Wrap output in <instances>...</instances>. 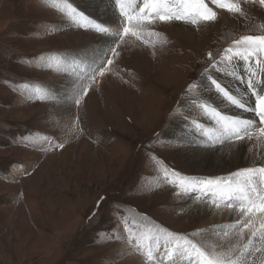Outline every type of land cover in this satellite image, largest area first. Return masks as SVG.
<instances>
[{
	"label": "rangeland",
	"instance_id": "1",
	"mask_svg": "<svg viewBox=\"0 0 264 264\" xmlns=\"http://www.w3.org/2000/svg\"><path fill=\"white\" fill-rule=\"evenodd\" d=\"M64 2L0 0V264H144L123 238L125 220L211 250L220 238L209 228L213 219L204 224L201 208H214L198 194L175 195L151 157L199 178L226 176L257 158L248 141L198 147L200 139L187 134L182 116L200 94L197 89L185 99L184 90L200 82L207 54L216 57L233 39L264 32V9L244 4L246 17L240 18L217 10L218 21L199 29L158 24L161 36L145 37L156 41L154 48L130 38L112 73L98 78L75 108L63 102L65 94L74 95V84L86 81L69 65L79 60L77 53L91 56L104 45L53 6ZM67 2L97 12L93 0ZM37 87L50 98L36 100ZM59 143L62 149L54 146ZM117 234L121 239L111 238Z\"/></svg>",
	"mask_w": 264,
	"mask_h": 264
},
{
	"label": "snow or ice",
	"instance_id": "2",
	"mask_svg": "<svg viewBox=\"0 0 264 264\" xmlns=\"http://www.w3.org/2000/svg\"><path fill=\"white\" fill-rule=\"evenodd\" d=\"M93 3L98 5L95 15L79 10L67 0L63 6L53 5L67 17L70 25L95 33L94 43L104 45L91 49V56L86 50L83 55L77 53L79 60L69 65L78 80L86 81L74 84V95L65 94L63 102L75 108L81 105L89 89L99 84L98 78L112 73L122 45L130 38L154 48L156 41L145 37L159 38L161 34L155 31L158 24L182 22L199 29L218 21L217 10L240 18L246 17L244 4L264 9V0H93ZM105 15L112 19H102ZM81 60L87 70L81 67ZM221 76L231 79H220ZM197 89L200 94L185 104L186 114L182 119L187 125V134L200 139L198 147L264 140V32L233 39L216 57L209 52L200 82L187 85L185 99ZM202 96L208 99H201ZM49 98L41 88L35 89L36 100ZM229 108L251 115L240 117L227 111ZM193 112L213 122V126L206 127L195 118L189 119ZM54 146L64 147L62 143ZM260 155L259 163L238 167L226 176L206 178L181 176L158 157H151L159 165L164 181L177 190L175 195L198 194L199 202L207 200L210 207L226 208L235 214L234 223L215 230L214 235L220 239L211 250L187 236L163 228H145L135 221L132 226L124 221L123 238L142 257L144 264H264L261 258L264 257V153ZM111 238L121 239V236Z\"/></svg>",
	"mask_w": 264,
	"mask_h": 264
},
{
	"label": "bare ground",
	"instance_id": "3",
	"mask_svg": "<svg viewBox=\"0 0 264 264\" xmlns=\"http://www.w3.org/2000/svg\"><path fill=\"white\" fill-rule=\"evenodd\" d=\"M108 19L109 18H112L110 15H107ZM113 31H115L116 29H112ZM137 55V54H136ZM194 116H201V115H197L196 112H193L192 113V117ZM196 118V117H194ZM178 124H182V123H178ZM176 128H178L177 126L173 128V135L175 136H178V132H176ZM177 134V135H176ZM182 137V136H181ZM246 142V141H245ZM247 143V142H246ZM245 145H247V147H250V150H253L254 151H257L258 153V156L257 158L253 159V161H248L244 164H242L241 162V165L239 167H244V166H251L254 162L255 163H259L260 160H261V153H264V140H260V141H257L255 139L253 140H250L248 141V143ZM229 144H232V143H229ZM233 145V144H232ZM227 146V145H226ZM229 147V146H228ZM247 149V148H246ZM227 154V153H226ZM201 211H203V220H204V224L205 223H208L209 220L213 219L214 220V223L212 226H208L213 232H215V230L218 228L216 226V222L220 223V222H224V226L230 224V223H234L235 222V218L233 216V213L230 212V210L228 209H220L219 211H216L215 209L213 210H207V209H204V208H201ZM200 212V211H199ZM229 220V222H228ZM226 222V223H225ZM207 227V228H208Z\"/></svg>",
	"mask_w": 264,
	"mask_h": 264
}]
</instances>
